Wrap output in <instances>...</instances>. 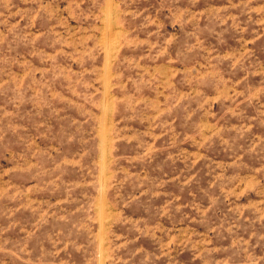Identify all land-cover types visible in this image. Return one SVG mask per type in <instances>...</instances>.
Segmentation results:
<instances>
[{
  "label": "rangeland",
  "instance_id": "374dc122",
  "mask_svg": "<svg viewBox=\"0 0 264 264\" xmlns=\"http://www.w3.org/2000/svg\"><path fill=\"white\" fill-rule=\"evenodd\" d=\"M0 264H264V0H0Z\"/></svg>",
  "mask_w": 264,
  "mask_h": 264
},
{
  "label": "bare ground",
  "instance_id": "6f19581e",
  "mask_svg": "<svg viewBox=\"0 0 264 264\" xmlns=\"http://www.w3.org/2000/svg\"><path fill=\"white\" fill-rule=\"evenodd\" d=\"M108 7V6H107ZM111 43V42H110Z\"/></svg>",
  "mask_w": 264,
  "mask_h": 264
}]
</instances>
